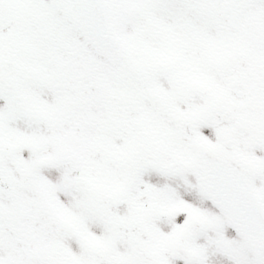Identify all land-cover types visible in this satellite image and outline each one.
I'll list each match as a JSON object with an SVG mask.
<instances>
[{"label": "rangeland", "instance_id": "1", "mask_svg": "<svg viewBox=\"0 0 264 264\" xmlns=\"http://www.w3.org/2000/svg\"><path fill=\"white\" fill-rule=\"evenodd\" d=\"M8 1L11 7L20 11V15L17 14L15 20L21 24L23 32L22 34H18L17 31L16 34L10 32L9 43L0 50L2 66L5 69H10L15 60L22 59L26 60L29 69L33 71L41 70L43 73L50 74L51 72L45 68L47 63L43 61H52V67L54 68L52 76L44 78L41 72H39L41 75L33 74L28 70L18 77L27 99L30 101L34 99L32 102L33 109L45 118L44 122L47 121V118L53 119V117L57 118L62 115L61 108L53 102L54 98L48 97L52 95L51 91L55 89V86L61 92L62 84L55 85L56 81L66 82L67 91H70V97L65 105L66 111L60 119V125L70 127L69 120L75 110L78 115L80 110L90 107L93 109L97 105L106 107L111 119L113 100L111 94L113 91L118 92V101L123 104L118 105L119 109L127 108L126 110L129 112L131 108L140 106V103L142 104L149 94L150 85L148 82L151 81H159V85L156 86V90L153 92L154 95L159 96V100H168L171 96L174 97L175 91L180 97L184 95V100L193 98L190 95L191 92L197 96L199 101L204 102L207 100L206 104L217 100L223 102L225 101L223 97L219 98L217 96L223 95L226 91V100H228L232 95L234 81L240 82L238 91L244 92L245 89L241 80V75L244 73L241 68L245 69V86L251 94L250 97L244 96L242 100H236L232 106L243 120L252 121L256 115L263 116L264 119V73L262 74V71H260L259 74V71L251 65L254 58L248 51L250 46L242 47L239 44L240 36H231L232 38H230V34L226 32L224 22L215 12L212 0H155L154 5L148 0H143L144 15L135 13L139 9L136 4L137 0H108L109 14L107 22L119 40L122 52L131 58L132 50L134 56H137L140 51H146L142 54V59H139V62L145 67H153L160 63L159 67L150 69V75L149 71L141 73L139 67L135 73L127 72V70L118 67L115 69L117 71L116 75H111L109 72L104 74L105 71L100 70L98 72L90 71L91 60L102 61L103 66L101 68L106 69L109 67L104 64L110 63L106 62L104 57H100L95 48L88 42L81 41L78 34L75 36V32H73L75 28H73L69 19L68 23L72 27L70 25L67 27L65 24L67 20L58 15L59 10L63 9L59 8L58 3H55L53 8L46 1L39 0L26 8L30 0ZM151 8L154 10L153 14L148 12ZM214 12L215 14H212ZM141 19L144 20L143 23H141ZM136 48H141V50L135 51ZM226 56H228L227 59ZM82 66H84L82 70H77ZM23 67L27 68L25 64ZM158 70H160L159 73ZM226 70H233L232 77L226 78ZM13 73L16 76L19 71L13 70ZM155 73L161 75L163 80L158 77L154 78L155 76L151 77ZM165 77L168 81H175V84L167 83L166 92L163 88L161 91L160 86L164 81L167 82ZM33 84L38 86L37 92L36 90L32 92L31 86ZM113 88L116 90H113ZM184 91H189V93L181 94ZM170 106L172 105L170 104ZM196 107L197 105L194 106V110H196ZM94 112L98 116H104L101 128L122 134L128 131L130 124L125 126L122 120H119L115 126L111 121L109 123L107 114L101 107H97ZM7 118L6 112L0 108V133L3 134L0 135V168H3L4 164L15 157V153L21 146L20 142H18L19 145L15 144L14 140L17 139L24 140V143L30 148L33 145L32 142H45L42 146L45 153L48 152L47 147H49L52 151V157L69 156L82 161L84 166L90 165L91 162L83 160V155H89L91 152L104 158L100 160L101 163L99 164L103 167L105 159L110 154V149L113 150V154L117 155L124 154L127 151V148L122 146L123 142L118 141L112 133H109L107 138L101 139L102 146H88L83 143V139L87 140L88 137H91L90 134H96V131H92L90 134V131H87L90 129L89 126L96 128L99 124L95 118L92 124H83L80 126V131L74 132L69 138L64 136V140L57 139L53 136V132L44 130L42 128L43 121L38 120L40 118L34 120H38V122L28 123L11 122ZM74 122L82 124L76 118ZM179 122H184V119L180 117ZM55 127L56 132H62L66 135V130H63L64 127L58 125ZM83 128H85V131L81 132ZM56 132L54 135H57ZM83 133H86V138H84ZM199 133L207 141V132L199 130ZM67 139L69 140L68 144L65 143L68 141ZM48 142H51V146H48ZM22 151L25 150L22 149ZM31 151L32 159L36 161L25 167L16 166L19 171V181L14 184L9 183L5 178L6 174L0 170V186L5 185L16 188L21 184L23 191L28 177V187H33L35 190L33 192V195H35L34 205L37 206L35 213L41 216V222L38 219L39 232H27L21 221L18 222L21 216L19 211L22 199L21 192L17 190L5 192L4 196L10 203L8 206L12 205L16 208V211L7 208L0 210V264H6V260H8V264H12L17 257L20 258L26 252L31 251V234L34 233L35 236L39 234V239H42L52 235L56 229H58V232L51 236L46 244V250L52 254L49 255L44 250L48 255V260L51 264H62V259L57 257H63L65 264H70L71 259H73L74 264H78L75 258L79 255L74 254L73 249L79 250L81 248L80 235H84L86 227H88L84 221L85 217L80 216V210L84 207L79 204L83 202L77 197L79 194L75 193L74 190L65 192L67 188L57 179V177H63L64 174L51 165V160L40 155L44 154L40 147L35 146ZM111 156L113 157V155ZM41 159L47 162L40 163L39 160ZM19 160L23 161V159ZM42 164L43 166H51L50 168L45 166L41 171H32L34 168L40 170ZM5 169L10 172L13 171L11 164H8ZM75 182L80 185L78 179ZM71 183L78 186L75 185L73 180ZM57 190H63L61 192H65L66 195H72L68 198L69 200L64 201ZM29 193L31 194L32 191ZM25 199L31 205L32 201L27 197ZM56 199L63 208V212L60 214L62 224L64 226L67 224L77 234L65 233L66 228L64 231V228L62 229L60 225L51 220L49 221L46 217L47 214L44 210H52L53 214L59 217L55 210ZM22 211L27 212L24 208H22ZM90 230L97 231L94 226ZM228 236H230V232L226 229V226L222 225L209 233V241L197 243L196 248L199 251L200 260L196 264H257L255 260L250 258L252 254L248 250L244 252L245 255L239 250L231 256L230 252L225 254L219 249L217 247L220 244L218 239L224 241ZM1 240L6 242L7 247H12L16 251L14 258H8ZM15 245L17 246L15 247ZM201 246L203 249L200 250L199 247ZM36 247L40 248L36 250L43 252L39 242L36 243ZM104 261L103 259H93L91 264H94V262L105 264ZM128 262L129 259H123L119 260L117 264H127Z\"/></svg>", "mask_w": 264, "mask_h": 264}, {"label": "flooded vegetation", "instance_id": "2", "mask_svg": "<svg viewBox=\"0 0 264 264\" xmlns=\"http://www.w3.org/2000/svg\"><path fill=\"white\" fill-rule=\"evenodd\" d=\"M57 1L62 3L64 0ZM5 2L0 0V17L8 18L9 26L0 29V46L5 43L6 34L14 24L12 14L5 8ZM242 32L264 34V0H255L242 13L238 33ZM261 51L264 55V46ZM260 67L264 68V59ZM90 68L94 70V62ZM20 69L21 65H13L6 71L0 60V70L14 80L16 78L11 74L12 70ZM127 69L133 73L135 64L130 62V68ZM245 91L248 94L246 88ZM243 95L238 99L242 100ZM0 102L5 106L2 100ZM226 104L229 105V102L226 101ZM126 109H119L117 104L112 107L114 126L119 120L126 123L130 119ZM146 110L149 111L146 116L140 112V115L132 119L151 120L146 123L147 130H130L128 140L132 144H129L128 155L116 154L112 161L114 165L108 167L109 170H103L99 165L102 158L99 156L90 157L96 163L95 171L82 170L80 165L78 171L71 172L70 163L74 162L71 158L57 160V166L64 174V177L58 179L67 182V192L74 190L79 194L77 197L83 202L79 205L84 207L80 210V216L85 217L88 226L85 234L80 235L81 248L73 249V253L88 259L115 260L109 264L123 259H129V264H158L159 261L154 258L168 256L170 244L179 241L190 250L194 257L192 264H195L200 258L196 244L209 241V233L223 225L230 236L224 241L218 239L219 249L225 254L230 252L231 256L239 250L243 253L248 250L252 260L264 264V244H248L244 236L231 227L230 213L225 214L202 192L200 186L201 153L207 146L217 148L253 169L234 172L238 176H245L246 181L226 180L228 209L234 207L231 215L238 216L235 205L242 197L239 193L228 195L227 187L245 188L247 183L264 212L263 116L256 115L252 121H241L236 113L237 119L234 122L208 127L199 122V116H193L191 107L176 106L173 107L174 113L185 115L186 120L168 125L165 107H150ZM129 111L132 115L137 114L136 110ZM199 130L207 132V141ZM139 132L145 137L142 142L139 140ZM247 137H253L251 143L256 145L253 149L243 148L242 143ZM76 179L80 185L75 182ZM72 180L78 186H74ZM8 190V187L0 186V193ZM61 195L64 198L65 192ZM67 195L71 197L72 194ZM93 226L97 231L90 230ZM70 232L71 235L77 234ZM174 262L184 264L179 260Z\"/></svg>", "mask_w": 264, "mask_h": 264}, {"label": "water", "instance_id": "3", "mask_svg": "<svg viewBox=\"0 0 264 264\" xmlns=\"http://www.w3.org/2000/svg\"><path fill=\"white\" fill-rule=\"evenodd\" d=\"M248 0H227L222 4L220 8V13L222 17L227 20V25L229 28L234 30L238 27V17L241 13V7ZM69 12L73 15L76 23L84 34L103 52L112 55L114 58L125 61L123 56L118 51V45L109 32L105 16L106 8L102 0H69ZM14 90V89H13ZM12 85L10 81L2 74H0V96H2L8 103L10 111L14 114L25 115L23 114L21 104L18 95L13 94ZM15 91V90H14ZM209 111H214V116L220 117V121H223V118L226 115L225 108L220 105H215L210 108ZM213 114V113H212ZM205 119L211 120V116L205 114ZM206 120V121H207ZM210 156V157H209ZM214 160L215 165L211 166L207 159L209 158ZM226 158L223 154L214 151V154L209 155L205 153L204 155V169L202 176V187L209 194L215 190L216 194L223 193L224 190L217 189L216 187L226 188ZM213 163V162H212ZM213 182V184L211 183ZM212 186V189H211ZM215 187V188H214ZM214 188V189H213ZM259 223H256L248 228H257ZM245 231L246 226L240 227ZM40 260L37 257L31 256L27 264H33L34 262H39Z\"/></svg>", "mask_w": 264, "mask_h": 264}]
</instances>
